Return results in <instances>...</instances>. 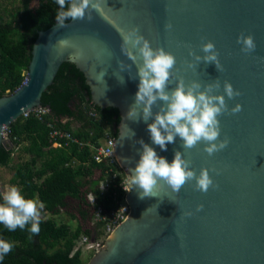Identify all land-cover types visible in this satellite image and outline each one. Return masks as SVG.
I'll return each instance as SVG.
<instances>
[{
	"label": "water",
	"instance_id": "1",
	"mask_svg": "<svg viewBox=\"0 0 264 264\" xmlns=\"http://www.w3.org/2000/svg\"><path fill=\"white\" fill-rule=\"evenodd\" d=\"M102 7L103 15L93 10L91 21L70 19L63 28L55 22L38 32L25 81L0 97V146L13 147L5 128L24 112L42 107V94L53 83L61 64L73 63L84 74L92 103L119 111L113 147L126 172L127 187L129 169L142 151L136 143L141 139L168 163L174 151H180L192 161L190 167L197 175L200 168H207L219 185L202 193L193 190L191 181L173 193L158 181L153 189L157 197L143 200L138 199L139 189L133 187L126 194L128 216L86 264H264V62L259 59L264 57V0H104ZM169 22L172 29L166 31L164 25ZM133 26L139 27L152 48L162 47L176 58L169 90L175 87V78L183 77L186 84L198 80L202 85L219 79L220 94L227 80L241 92L232 100L226 97V101L229 108L241 104L242 111L218 117L220 139L230 140L227 148L209 156L203 151V143L183 149L182 140L176 137L174 143L166 145L167 151H162L152 143L143 120L126 119L139 80L122 72L125 83L121 85L113 72L117 59L131 64L120 51L117 29ZM240 33L253 36L254 52H240L236 43ZM65 38L69 47L57 42ZM207 41L219 52L222 72L203 61L187 68L186 61L192 60L189 48L203 55L200 46ZM104 68L106 91L95 79V72ZM131 75L136 76L135 65ZM129 129L135 133L131 139ZM168 198H174L175 203ZM197 204H203L202 211L195 212ZM184 211L194 215L182 217Z\"/></svg>",
	"mask_w": 264,
	"mask_h": 264
},
{
	"label": "trees",
	"instance_id": "2",
	"mask_svg": "<svg viewBox=\"0 0 264 264\" xmlns=\"http://www.w3.org/2000/svg\"><path fill=\"white\" fill-rule=\"evenodd\" d=\"M31 1L20 0V11L12 20L3 21L0 13V97L24 82L38 32L56 22L59 5L55 0H38L35 7ZM41 102L49 113L41 119L33 114L19 117L7 128L13 147L0 146V166L14 169L12 183L26 199L44 205L39 208L38 204L40 232L33 235L28 230L31 221L24 230L15 231L0 224V239L14 244L0 264H83L77 241L82 235L96 239L101 231V224L93 222L96 210L117 208L124 196L120 178L107 189L100 188L109 166L93 157L94 148L107 133L117 137L119 111L93 104L84 74L70 62L61 64ZM92 111L96 116L90 115ZM48 122L70 132L84 145L58 139L61 145L54 146ZM74 122L78 126L73 127ZM17 149L28 158L12 165ZM61 212L76 220L75 227L52 217Z\"/></svg>",
	"mask_w": 264,
	"mask_h": 264
},
{
	"label": "clouds",
	"instance_id": "3",
	"mask_svg": "<svg viewBox=\"0 0 264 264\" xmlns=\"http://www.w3.org/2000/svg\"><path fill=\"white\" fill-rule=\"evenodd\" d=\"M59 5V11L55 16L58 28L65 27L66 20H87L93 19V10L103 15L104 0H55ZM111 10V9H110ZM166 31L172 29V24L164 25ZM121 37L120 51L131 64L117 59V70L113 75L118 83H125L122 72H127L130 79H137L138 90L134 95V101L129 106L126 119L133 122L143 120L147 124V131L153 144L158 145L162 151H167L166 145L174 143L175 138L182 140L183 149H192L203 143V151L209 156L224 150L228 147V137L220 139V121L218 117L224 114H236L242 111V105L236 103L229 108L227 100H232L241 95L238 89H234L227 80L223 82V94L219 93L221 87L219 79L212 83L201 84L198 80L185 83L183 77L175 78V87L169 90L173 83L175 73L173 71L176 58L162 47L152 48L150 42L140 33L138 26L128 29H117ZM61 47H69L68 39L57 41ZM240 45V52L250 54L255 51L256 43L251 34L240 33L236 38ZM203 55L194 53L189 48L188 55L192 60L186 61L187 68L197 67L199 62L212 63L217 71H223V65L219 60V52L211 41L200 46ZM111 55V54H109ZM264 62V57L259 58ZM136 67V76L131 75L132 66ZM107 69L95 72V79L98 83L107 85L103 79ZM156 108L154 112L153 109ZM151 123H147L149 120ZM127 126V125H126ZM131 136L135 133L129 129ZM136 143L141 145L139 159L135 166L129 169L128 187L124 190L131 191L133 187L139 189L138 199L146 197H157L153 191L158 181H163L173 193H179L181 188L191 181L193 190L207 193L210 188L219 187L209 175V169L200 168L199 174L190 167L192 161L185 159L180 151H174L171 163L158 156L156 151L146 144L142 139ZM127 160V158H125ZM219 175L218 170L213 169ZM175 203L174 198H168ZM4 203L0 204V224L9 231L17 228L24 230L31 221L28 229L33 235L40 232V211L38 202L33 199H26L21 190L12 186L3 196ZM44 205L39 203V208ZM203 204H197L195 212L203 210ZM147 211V210H146ZM182 217H192V211L182 212ZM143 216V214H142ZM14 248L10 241L0 239V261ZM115 253V249H113Z\"/></svg>",
	"mask_w": 264,
	"mask_h": 264
},
{
	"label": "built area",
	"instance_id": "4",
	"mask_svg": "<svg viewBox=\"0 0 264 264\" xmlns=\"http://www.w3.org/2000/svg\"><path fill=\"white\" fill-rule=\"evenodd\" d=\"M25 81V80H24ZM49 109L47 107H37L30 111L24 112L22 116L27 117L30 114H33L38 119H41L43 115L48 114ZM91 116H96L94 111L90 112ZM48 127L51 128L50 136L54 139V146H60L61 144L58 142V139H65L66 144L69 142L78 143L80 146H83L84 143L79 141L77 138L73 137L72 134L66 130H62L60 128L54 127L51 122L47 123ZM6 136L8 137V130L5 128L4 130ZM116 138L114 135L107 133L105 138L102 140L101 144L96 146L93 150V157L97 162L105 161L109 168L107 169L106 175L100 181V188L107 189L109 185L114 182L117 178L121 179V187L124 191V196L119 202L117 208L111 209L109 211H105L101 208H98L94 214L93 222L101 224V231L99 236L96 239H90L87 236L82 235L77 241L76 248L81 249L82 253L92 252L95 253L99 250L106 237L120 224L122 223L129 213V204L126 201L127 191L124 188H127V175L122 166L117 161L114 147H113V139ZM90 201L93 202V198L89 197Z\"/></svg>",
	"mask_w": 264,
	"mask_h": 264
},
{
	"label": "rangeland",
	"instance_id": "5",
	"mask_svg": "<svg viewBox=\"0 0 264 264\" xmlns=\"http://www.w3.org/2000/svg\"><path fill=\"white\" fill-rule=\"evenodd\" d=\"M37 4H38V0L31 1L32 7L37 6ZM20 6H21L20 0H0L1 19L3 21L12 20L14 16H16L19 13ZM27 158H28V155L21 153L19 149H17L13 155L12 165H15L19 161H22V160L24 161ZM13 175H14V169L12 166H9V167L0 166V191L2 193V196H4V194L9 190L10 187L15 186L12 183ZM52 217L57 222H68L72 227H75V225L77 224L76 220L70 219V217L64 212H61L59 215L52 216ZM87 226L89 227V224ZM93 254L94 253L92 252L83 251L82 253L83 264H86Z\"/></svg>",
	"mask_w": 264,
	"mask_h": 264
},
{
	"label": "crops",
	"instance_id": "6",
	"mask_svg": "<svg viewBox=\"0 0 264 264\" xmlns=\"http://www.w3.org/2000/svg\"><path fill=\"white\" fill-rule=\"evenodd\" d=\"M75 125V126H74ZM76 126H78V123L77 122H74L73 123V127H76Z\"/></svg>",
	"mask_w": 264,
	"mask_h": 264
}]
</instances>
